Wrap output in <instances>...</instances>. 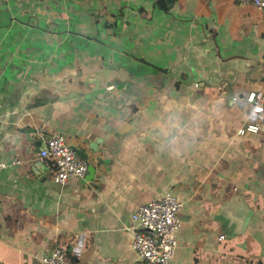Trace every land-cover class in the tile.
<instances>
[{"label":"crops","instance_id":"0c3cea01","mask_svg":"<svg viewBox=\"0 0 264 264\" xmlns=\"http://www.w3.org/2000/svg\"><path fill=\"white\" fill-rule=\"evenodd\" d=\"M258 88L259 112L231 99ZM53 132L91 173L50 178ZM0 161V264L55 245L66 264H143L131 212L167 190L168 264H264V7L0 0Z\"/></svg>","mask_w":264,"mask_h":264},{"label":"built area","instance_id":"2783aa9c","mask_svg":"<svg viewBox=\"0 0 264 264\" xmlns=\"http://www.w3.org/2000/svg\"><path fill=\"white\" fill-rule=\"evenodd\" d=\"M249 1L255 7H264V0ZM261 92V88H258L248 93L233 94L231 99L240 100L250 105L253 112H259L263 109L259 102ZM257 128V124L247 123L238 130L256 131ZM37 155L47 157L51 161L50 178L55 182H62L73 176H83L86 173L85 160L75 154L72 146L60 132H53L45 137ZM17 161L15 159V162ZM5 165V162L0 161V167ZM180 206L181 201L167 190L157 198L137 204L131 212L133 224L130 244L142 258L143 264H168L172 258L176 246L175 231L180 224L178 217ZM222 236L223 234H218V237ZM39 264H66L63 247L55 245L48 253L40 255Z\"/></svg>","mask_w":264,"mask_h":264},{"label":"water","instance_id":"95a60500","mask_svg":"<svg viewBox=\"0 0 264 264\" xmlns=\"http://www.w3.org/2000/svg\"><path fill=\"white\" fill-rule=\"evenodd\" d=\"M231 93H232L231 89L227 87V98L230 97ZM72 148L74 149V151L77 153L78 156L86 159L87 156L84 152H82V150H80L79 148L75 146H72ZM86 171L88 174L92 172V166L90 164L86 165Z\"/></svg>","mask_w":264,"mask_h":264}]
</instances>
